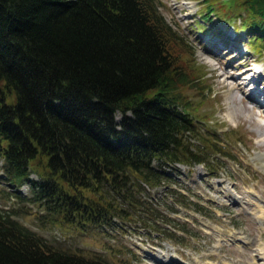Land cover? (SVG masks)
I'll list each match as a JSON object with an SVG mask.
<instances>
[{
  "label": "trees",
  "instance_id": "16d2710c",
  "mask_svg": "<svg viewBox=\"0 0 264 264\" xmlns=\"http://www.w3.org/2000/svg\"><path fill=\"white\" fill-rule=\"evenodd\" d=\"M231 3L263 51L264 0ZM178 37L157 0H0V178L15 187L0 192L70 229L133 219L181 237L169 210L198 202L151 189L173 178L166 165H206L222 150L193 143L183 91L196 73ZM23 182L28 196L15 192ZM12 214L0 207V264H111L55 247Z\"/></svg>",
  "mask_w": 264,
  "mask_h": 264
},
{
  "label": "rangeland",
  "instance_id": "374dc122",
  "mask_svg": "<svg viewBox=\"0 0 264 264\" xmlns=\"http://www.w3.org/2000/svg\"><path fill=\"white\" fill-rule=\"evenodd\" d=\"M231 1L157 0L159 12L191 48L195 87L183 92L198 118L193 143L202 145L207 139L222 150H209L213 157L206 165H166L173 178L151 189L158 197L165 188H178L198 202L169 210L186 229L179 231L181 237L143 233L133 219L70 229L42 216L38 204L4 191L0 207L55 247L111 264H264V106L258 102L264 87L257 84L258 75L264 74V50L255 46L261 40L243 28L241 19L233 18L244 7ZM256 67L262 70L258 73ZM1 165L2 160L0 173ZM0 183L15 189L3 178ZM15 192L31 194L26 182Z\"/></svg>",
  "mask_w": 264,
  "mask_h": 264
},
{
  "label": "bare ground",
  "instance_id": "6f19581e",
  "mask_svg": "<svg viewBox=\"0 0 264 264\" xmlns=\"http://www.w3.org/2000/svg\"><path fill=\"white\" fill-rule=\"evenodd\" d=\"M256 69V68H255ZM262 76H264V74H262ZM247 84H249V82H247ZM255 85V84H254ZM259 92V91H258ZM257 93V92H256ZM263 95H264V93H263ZM260 104L262 105V106H264V98L262 97V100H260ZM263 155H264V153H263ZM264 159V158H263ZM261 209V208H260ZM236 243H238V242H236Z\"/></svg>",
  "mask_w": 264,
  "mask_h": 264
}]
</instances>
